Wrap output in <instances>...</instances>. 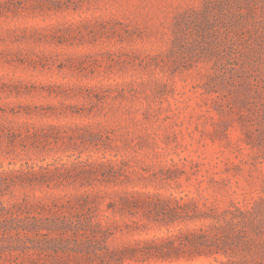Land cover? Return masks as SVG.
I'll use <instances>...</instances> for the list:
<instances>
[{"label": "rangeland", "instance_id": "374dc122", "mask_svg": "<svg viewBox=\"0 0 264 264\" xmlns=\"http://www.w3.org/2000/svg\"><path fill=\"white\" fill-rule=\"evenodd\" d=\"M0 173L219 251L146 264H264V0H0Z\"/></svg>", "mask_w": 264, "mask_h": 264}, {"label": "trees", "instance_id": "16d2710c", "mask_svg": "<svg viewBox=\"0 0 264 264\" xmlns=\"http://www.w3.org/2000/svg\"><path fill=\"white\" fill-rule=\"evenodd\" d=\"M236 57L234 55L233 59ZM18 184L25 186L23 181H7L0 173V264H146L219 253L214 245H206V232L194 243L180 236L138 241L135 245L115 248L117 235L124 233V229L114 226L115 223L110 225L111 218L106 214L116 211L115 203L103 210L99 197L76 202L31 201L28 197L11 201L7 196ZM145 197L143 203L122 199V210L126 207L151 210L155 196ZM172 202L175 205L171 207L162 202V212L165 216L182 217L184 203L175 199ZM191 244L198 246L196 255L187 249Z\"/></svg>", "mask_w": 264, "mask_h": 264}]
</instances>
